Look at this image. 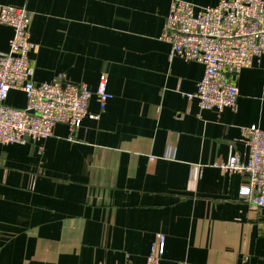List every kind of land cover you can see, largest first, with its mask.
I'll return each mask as SVG.
<instances>
[{"label": "crops", "instance_id": "crops-1", "mask_svg": "<svg viewBox=\"0 0 264 264\" xmlns=\"http://www.w3.org/2000/svg\"><path fill=\"white\" fill-rule=\"evenodd\" d=\"M171 2L0 0L31 14L34 81L86 84L100 115L0 144V264H145L159 233L161 264H264V209L240 197L246 175L219 166L232 151L247 161L244 127L264 130V57L232 76L235 107L202 110L189 94L204 65L170 59L160 39ZM12 36L0 24V52Z\"/></svg>", "mask_w": 264, "mask_h": 264}, {"label": "built area", "instance_id": "built-area-1", "mask_svg": "<svg viewBox=\"0 0 264 264\" xmlns=\"http://www.w3.org/2000/svg\"><path fill=\"white\" fill-rule=\"evenodd\" d=\"M0 24L13 29L9 50L0 52V144L48 138L59 123L73 132L84 118L100 117L89 112L94 92L86 84L63 77L52 82L34 81L30 53L38 45L31 40V14L25 6L1 5ZM160 39L171 45L170 59L180 56L204 65L196 92L189 94L197 98L202 110L235 107L239 89L232 76L264 57V0H218L216 5L172 0ZM11 90L24 92L25 107L7 103ZM95 93L104 109L112 96L105 79ZM243 140L248 147L247 161L232 151L219 166L222 172L246 175L240 197L264 209V130L257 125L244 127ZM165 239V234H157L145 264H161Z\"/></svg>", "mask_w": 264, "mask_h": 264}]
</instances>
